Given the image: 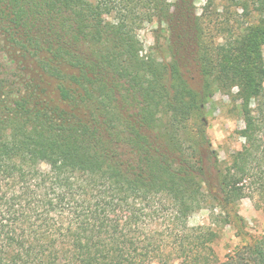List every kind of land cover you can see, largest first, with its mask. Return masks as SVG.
<instances>
[{"label":"trees","instance_id":"obj_1","mask_svg":"<svg viewBox=\"0 0 264 264\" xmlns=\"http://www.w3.org/2000/svg\"><path fill=\"white\" fill-rule=\"evenodd\" d=\"M183 1L0 0V264H264V232L221 260L218 231L182 217L219 207V221L242 219L255 155L223 167L191 123L214 85L239 86L242 133L256 131L264 0L263 25L232 36L228 54L204 45L195 0ZM151 14L168 62L141 52Z\"/></svg>","mask_w":264,"mask_h":264},{"label":"rangeland","instance_id":"obj_2","mask_svg":"<svg viewBox=\"0 0 264 264\" xmlns=\"http://www.w3.org/2000/svg\"><path fill=\"white\" fill-rule=\"evenodd\" d=\"M177 0H166L176 6ZM249 9L244 11L241 0H195L194 11L203 27L204 45H214L228 54L233 49L232 36L244 32L248 26H262L261 13L257 3L248 0ZM193 0H184L180 5L191 6ZM164 24L159 23L157 15H150L138 28L142 43V54L153 55L159 60L168 62L165 51L168 39L163 32ZM264 57V41L261 45ZM188 56V55H186ZM189 75L193 84L202 88L203 78L198 68L189 63ZM264 99V96L262 97ZM243 98L239 94V86L230 90L214 85L213 92L208 96L205 105L195 114L192 127L204 125L206 133L216 150L223 167H233L237 164L235 154L238 151L251 153L255 158L250 161L251 176L245 181V196L237 205L241 220L234 218L230 223L219 221L222 210L202 208L188 215H182L191 225H211L219 233V238L213 246L221 260L232 253L237 247L250 242L251 239L264 232V103L257 108V100H251L253 120L256 131L249 139L242 131L246 128L247 118L243 114ZM198 122V123H197ZM48 169L49 164L43 163ZM0 203V209H1ZM218 219L216 221L215 219ZM233 217V215H232Z\"/></svg>","mask_w":264,"mask_h":264}]
</instances>
